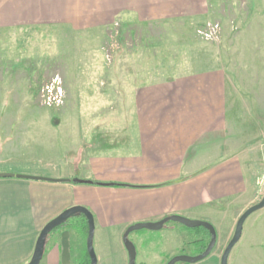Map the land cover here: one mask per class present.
Returning a JSON list of instances; mask_svg holds the SVG:
<instances>
[{"label": "crops", "instance_id": "obj_1", "mask_svg": "<svg viewBox=\"0 0 264 264\" xmlns=\"http://www.w3.org/2000/svg\"><path fill=\"white\" fill-rule=\"evenodd\" d=\"M206 3L0 0V31L60 28L89 33L116 19L134 25L206 15ZM236 9L222 23H204L219 42L214 52L204 54L203 69L162 80L137 81L125 75L102 82L99 67L90 68L96 76L79 82V127L70 132L79 136L76 179L72 167L59 165L57 157L54 164H30L21 161L31 155L25 146H0V173L64 180L0 179V264H27L44 225L72 206L86 208L93 217L96 264H128L124 232L171 216L206 222L229 242L233 221L249 208L254 183L264 186V140L259 139L264 136V0H249L245 12ZM228 56L251 58L258 81L237 86ZM236 104L243 112H236ZM175 225L169 221L162 231L180 239V245L152 251L155 264L180 255L184 234ZM80 237L78 233L77 248ZM263 237L259 233L255 242L262 243ZM227 243L195 264H220ZM72 244V231L60 226L47 236L39 264H81L82 258L74 259Z\"/></svg>", "mask_w": 264, "mask_h": 264}, {"label": "rangeland", "instance_id": "obj_2", "mask_svg": "<svg viewBox=\"0 0 264 264\" xmlns=\"http://www.w3.org/2000/svg\"><path fill=\"white\" fill-rule=\"evenodd\" d=\"M248 1L206 0V15L134 25H125L116 19L101 31L81 34L60 28L0 31V128L3 129L0 146H25L31 155L21 161L30 164H54L57 157L56 163L72 167V177L76 179L79 164L74 160L79 158V136L70 132L79 127V82L90 81L91 76H96L90 68L99 67L102 82L113 80V77L121 80L125 75V79H130L131 75L137 81L162 80L191 69H203L204 54L214 52L219 42L208 34V25L204 23L209 19L222 23L227 16H234L236 8L245 12L243 9ZM214 60L213 56V63ZM226 60L237 86L258 81L259 74L253 75L251 58L228 56ZM255 61L253 58L252 65ZM85 67L89 68L87 72ZM236 112H243L237 104ZM260 131L264 132V122H260ZM231 136L232 141L236 139L232 133ZM263 137L260 136V141ZM258 176L261 179V175ZM262 185L254 183L247 208L261 201ZM241 214L233 221V230ZM63 226L72 231L74 259L78 256L80 261L83 259L81 264H86L89 261L86 219L71 217ZM175 226L180 228V236L184 234L185 244H181L180 255L196 256L206 248L209 233L204 228ZM78 233L81 237L77 248ZM259 233L264 236V208L245 220L242 235L230 251L226 264H232V260L234 264H264V237L262 243L255 242ZM215 235L213 252L228 242L223 241L224 234L218 228ZM169 236L162 229L129 234L128 239L136 251L135 264L142 261L155 264L158 259L152 251H166L169 245H180V239ZM104 253L109 256L110 252ZM172 257H167L164 264Z\"/></svg>", "mask_w": 264, "mask_h": 264}, {"label": "water", "instance_id": "obj_3", "mask_svg": "<svg viewBox=\"0 0 264 264\" xmlns=\"http://www.w3.org/2000/svg\"><path fill=\"white\" fill-rule=\"evenodd\" d=\"M3 178H17L22 180H33V181H44V182H63L64 180H53L43 177H34V176H27V175H15L10 173H0V179ZM74 182H79L77 180H74ZM264 208V195L261 199V201L249 207L246 209L241 216L238 218L233 235L229 242L227 243L225 249L222 252L221 258H220V264H226L227 258L232 250V248L235 246V244L239 241L241 237L242 227L245 222V220L254 212ZM75 216H83L86 219L87 223V237H86V250L89 258V264H96V257L93 250V236H94V223H93V217L91 213L84 207L81 206H72L63 212H61L59 215H57L55 218L50 220L48 223L44 225V227L39 232V235L36 239L35 246L33 249L32 256L27 264H39L41 262V259L43 257L44 247L47 236L60 226L64 225L68 219ZM173 222L176 224H179L187 229H193L197 227L204 228L210 236V240L206 246V248L198 255L196 256H187V255H178L172 257L167 264H195L197 262H200L207 258L211 252L214 249L215 243H216V235L214 228L206 223L196 220H189L186 218H182L179 216H171L169 218H165L159 222L156 223H139L135 224L133 226H130L123 234L122 236V244L126 250L127 258H128V264H135V258H136V251L133 243L128 239L129 234L135 231L140 230H148V231H159L162 229V227L167 222Z\"/></svg>", "mask_w": 264, "mask_h": 264}, {"label": "built area", "instance_id": "obj_4", "mask_svg": "<svg viewBox=\"0 0 264 264\" xmlns=\"http://www.w3.org/2000/svg\"><path fill=\"white\" fill-rule=\"evenodd\" d=\"M48 90H49V88H48ZM52 90V88L50 89V91ZM48 92V91H47ZM50 95H52V93H50ZM56 94H53V96H55ZM53 96H51V97H53Z\"/></svg>", "mask_w": 264, "mask_h": 264}, {"label": "trees", "instance_id": "obj_5", "mask_svg": "<svg viewBox=\"0 0 264 264\" xmlns=\"http://www.w3.org/2000/svg\"><path fill=\"white\" fill-rule=\"evenodd\" d=\"M62 226H63V225H62ZM86 264H89V261H88Z\"/></svg>", "mask_w": 264, "mask_h": 264}, {"label": "flooded vegetation", "instance_id": "obj_6", "mask_svg": "<svg viewBox=\"0 0 264 264\" xmlns=\"http://www.w3.org/2000/svg\"><path fill=\"white\" fill-rule=\"evenodd\" d=\"M209 240H210V236H209Z\"/></svg>", "mask_w": 264, "mask_h": 264}]
</instances>
